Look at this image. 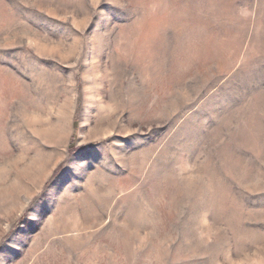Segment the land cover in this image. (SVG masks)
<instances>
[{"label":"rangeland","instance_id":"374dc122","mask_svg":"<svg viewBox=\"0 0 264 264\" xmlns=\"http://www.w3.org/2000/svg\"><path fill=\"white\" fill-rule=\"evenodd\" d=\"M0 264H264V0H0Z\"/></svg>","mask_w":264,"mask_h":264}]
</instances>
